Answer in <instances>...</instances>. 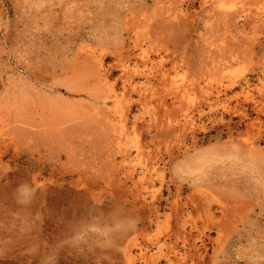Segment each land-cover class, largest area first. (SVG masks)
Segmentation results:
<instances>
[{
	"label": "rangeland",
	"instance_id": "1",
	"mask_svg": "<svg viewBox=\"0 0 264 264\" xmlns=\"http://www.w3.org/2000/svg\"><path fill=\"white\" fill-rule=\"evenodd\" d=\"M236 2L0 0V264H264V0Z\"/></svg>",
	"mask_w": 264,
	"mask_h": 264
},
{
	"label": "bare ground",
	"instance_id": "2",
	"mask_svg": "<svg viewBox=\"0 0 264 264\" xmlns=\"http://www.w3.org/2000/svg\"><path fill=\"white\" fill-rule=\"evenodd\" d=\"M204 1V3H208V2H210L211 4H214V5H218L219 6V8H220V10H222V12L223 13H229V12H232V11H236L237 10V2L236 1H238V0H203ZM179 11H181L180 9H179ZM228 11V12H227ZM264 12V6H262V7H260V13H263ZM179 13V12H178ZM178 13H176L174 16H172V17H178L177 16V14ZM173 14V13H172ZM171 17V16H170ZM86 59L88 58V61H93L95 64H96V66H98V71H100V73H103L102 71H103V61H102V58L100 57V55H98L97 54V52L96 51H94V50H92V49H88L87 51H86ZM101 56H103V55H101ZM141 56H142V59H144L143 61H144V65H143V67L144 68H146V66H148V63L149 62H151V61H149V58H148V55L147 54H144V53H141ZM90 59V60H89ZM105 62V61H104ZM125 62V61H124ZM105 64V63H104ZM95 66V65H94ZM106 69H107V67H105ZM132 68V65H130L128 62H127V60H126V62L124 63V65H123V71H124V73H126V74H128L129 72H130V69ZM105 70V69H104ZM108 70V69H107ZM135 71H137V69H134ZM144 73H145V78H146V81L147 82H150V78H149V74L148 73H146L145 71H143ZM100 73H98V75L100 74ZM108 74V73H107ZM101 75V74H100ZM103 75V74H102ZM101 75V76H102ZM97 76V75H96ZM101 76H97V77H99V81H101L100 80V77ZM127 76H129V75H127ZM105 78V77H104ZM128 78V77H127ZM106 80H107V78H106ZM129 80H131V82L129 83L128 81ZM126 80V82H128V84H131L130 86H132V87H134V88H136V89H138V88H141V90H144V91H147V90H151L153 87L150 85V83H147L146 81H145V84H138V82H136L135 81V79H134V77L131 75L130 76V78L129 79H127ZM103 82H106V84H107V82L108 81H103ZM104 84V83H103ZM107 85H109V84H107ZM111 89V88H110ZM112 92V91H111ZM220 92H221V90H219V92H218V94H216L215 96H213L212 95V93H210L209 92V94H208V99H210V100H212V103H210L211 105H215V104H221V96H220ZM243 94H245V95H248L249 93H250V90H248L247 89V87L246 88H243ZM217 93V92H216ZM106 104V103H105ZM118 110L120 109V108H117ZM122 110V109H121ZM120 111H118V113H119ZM114 117V116H113ZM124 114H123V111H122V113H120L119 114V122H117L118 123V128H120L121 129V131L122 132H124L125 130H127L126 129V122H127V120H126V122H125V120H124ZM112 120V119H111ZM113 121V120H112ZM116 121V120H115ZM112 123H114V122H112ZM188 124L189 125H195L196 123H195V120L192 118V117H190V119H188ZM116 126H117V124H116ZM116 126H114V127H116ZM136 123L134 124V128H136ZM129 126H127V128H128ZM111 128H112V125H111ZM117 128V129H118ZM116 129V128H115ZM114 129V130H115ZM116 129V130H117ZM130 129V128H129ZM118 131V130H117ZM129 131V130H128ZM130 132V131H129ZM123 135H124V133H122ZM118 134H116V136H117ZM119 136V135H118ZM120 138H122V137H120ZM124 138V137H123ZM249 146H251V145H249ZM253 146V145H252ZM254 147H256V146H254ZM251 148V147H250ZM255 149V148H254ZM251 150H253V149H251ZM140 151V150H139ZM248 151V150H247ZM254 151V150H253ZM255 151H258V149H257V147H256V150ZM141 152H142V150H141ZM147 165V164H146ZM145 165V166H146ZM153 169L155 170V171H157V168L156 167H153ZM135 170V169H134ZM149 172H150V170H148ZM130 175V174H129ZM146 178L145 177H142L141 178V182H144L143 180H145ZM138 181V180H137ZM137 181H135L136 182V184H137ZM140 181V180H139ZM138 181V182H139ZM146 182V181H145ZM140 183V182H139ZM147 184V183H146ZM154 196V195H153ZM130 232V231H129ZM131 233V232H130ZM125 237H127V236H125ZM132 241V240H131ZM132 244V243H131ZM223 245V244H222ZM131 249H129V252H128V255H129V258L128 259H130L131 258ZM128 264H132V261H130Z\"/></svg>",
	"mask_w": 264,
	"mask_h": 264
}]
</instances>
